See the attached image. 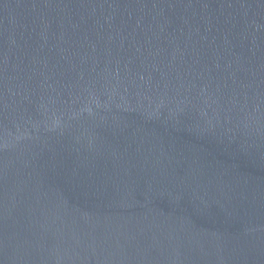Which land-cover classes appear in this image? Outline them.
I'll list each match as a JSON object with an SVG mask.
<instances>
[{"label":"water","instance_id":"obj_1","mask_svg":"<svg viewBox=\"0 0 264 264\" xmlns=\"http://www.w3.org/2000/svg\"><path fill=\"white\" fill-rule=\"evenodd\" d=\"M0 264H264V0H0Z\"/></svg>","mask_w":264,"mask_h":264}]
</instances>
